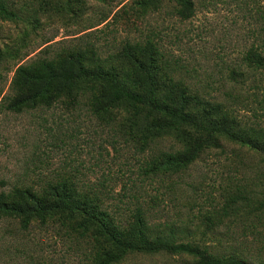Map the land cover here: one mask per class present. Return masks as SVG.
Returning <instances> with one entry per match:
<instances>
[{
  "label": "rangeland",
  "instance_id": "1",
  "mask_svg": "<svg viewBox=\"0 0 264 264\" xmlns=\"http://www.w3.org/2000/svg\"><path fill=\"white\" fill-rule=\"evenodd\" d=\"M149 1L0 0L14 15L0 16V180L14 183L26 175L39 184L104 186L128 210L148 212L154 231L171 230L177 242L197 244L226 264H264V151L210 150L184 171L146 174L145 159L179 145L166 138L141 151L120 135L124 113L108 125V117L91 115L86 101L21 113L2 109L19 66L82 53L99 58L105 69L127 72L122 57L128 46L150 41L166 85L189 86L221 104L242 125L259 128L253 145L264 144V68L243 61L252 46L264 56V0H191L187 20L175 16L173 0ZM111 202L118 204L108 197ZM91 252L89 242L53 224L36 223L21 233L0 222V264H94ZM119 264L208 262L160 252L126 254Z\"/></svg>",
  "mask_w": 264,
  "mask_h": 264
},
{
  "label": "trees",
  "instance_id": "2",
  "mask_svg": "<svg viewBox=\"0 0 264 264\" xmlns=\"http://www.w3.org/2000/svg\"><path fill=\"white\" fill-rule=\"evenodd\" d=\"M173 2V12L179 19L187 20L193 15L191 0ZM0 16L14 17L2 4ZM262 33L264 37V26ZM157 55L150 41L144 46H128L122 57L129 66L127 72L117 71L114 66L105 69L99 58L82 53L33 61L16 68L10 86L12 96L2 109L21 113L51 108L56 103L77 106L86 101L91 115L103 120L108 117V125L118 112L124 113L127 118L121 115L124 130L120 135L125 140L128 136L127 141L141 151L151 150L155 141L166 138L179 145L173 153L145 159L141 165L146 174L184 171L200 154L210 150L231 153L236 146L238 150L264 151L263 141L261 146L253 145V140L258 141L254 135L259 128L242 125L221 104L205 100L189 86L166 85V76L157 71ZM243 61L251 68H264V56L255 46ZM82 83L84 86H79ZM25 177L20 176L14 183L0 180V222L15 224L21 233L36 223L56 225L69 236L92 245L90 257L94 264H119L126 254L160 252L201 258L208 264H226L227 260H215L197 244L177 242L171 230H152L148 212L140 207L128 210L123 198L113 196L104 186L98 189L67 181L39 184L27 182ZM108 197L117 199L118 204L106 203Z\"/></svg>",
  "mask_w": 264,
  "mask_h": 264
}]
</instances>
